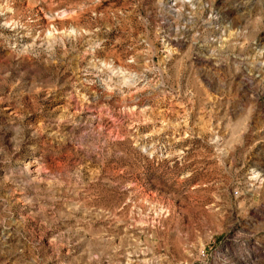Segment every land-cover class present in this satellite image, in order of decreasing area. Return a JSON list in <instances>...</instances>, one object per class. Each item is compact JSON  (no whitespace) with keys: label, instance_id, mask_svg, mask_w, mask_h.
I'll list each match as a JSON object with an SVG mask.
<instances>
[{"label":"rangeland","instance_id":"rangeland-1","mask_svg":"<svg viewBox=\"0 0 264 264\" xmlns=\"http://www.w3.org/2000/svg\"><path fill=\"white\" fill-rule=\"evenodd\" d=\"M195 2L0 0V264H264V0Z\"/></svg>","mask_w":264,"mask_h":264},{"label":"bare ground","instance_id":"bare-ground-1","mask_svg":"<svg viewBox=\"0 0 264 264\" xmlns=\"http://www.w3.org/2000/svg\"><path fill=\"white\" fill-rule=\"evenodd\" d=\"M171 3V2H170ZM196 3L197 2H195V0H191V5L192 6H195L196 5ZM189 4V5H190ZM200 4V3H199ZM186 2H183V1H181L180 3L179 2H174L173 3V5H172V9H175V8H177L178 10H180L181 8H185L186 7ZM198 8V7H197ZM176 10V9H175ZM173 12V11H172ZM177 12V11H176ZM182 16V15H181ZM8 24V23H7ZM9 25V24H8ZM10 26V25H9ZM14 26V25H13ZM13 26H11V27H13ZM16 27H18V26H16ZM50 37V36H49ZM49 40V39H48ZM50 40H51V44H54L55 42H56V40H57V38L55 39V37L53 36H51L50 37ZM49 40V41H50ZM132 81V80H131ZM125 82V81H124ZM126 83H128V82H126ZM130 84V83H129ZM27 173L26 174H28V175H31V177H34V180H36V181H41V179H39L40 178V172H36V171H33L32 170V164L31 163H29V164H27V166H26V170H25ZM32 179V178H31Z\"/></svg>","mask_w":264,"mask_h":264}]
</instances>
